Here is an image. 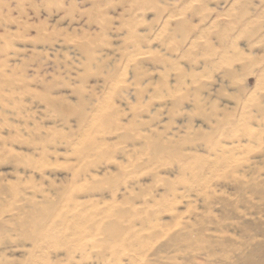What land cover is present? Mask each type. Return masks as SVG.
I'll return each instance as SVG.
<instances>
[{
	"label": "rangeland",
	"instance_id": "1",
	"mask_svg": "<svg viewBox=\"0 0 264 264\" xmlns=\"http://www.w3.org/2000/svg\"><path fill=\"white\" fill-rule=\"evenodd\" d=\"M0 264H264V0H0Z\"/></svg>",
	"mask_w": 264,
	"mask_h": 264
}]
</instances>
